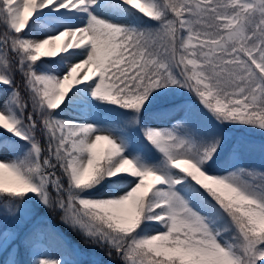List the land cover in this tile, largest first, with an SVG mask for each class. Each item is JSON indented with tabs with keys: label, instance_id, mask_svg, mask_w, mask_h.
I'll list each match as a JSON object with an SVG mask.
<instances>
[{
	"label": "snow or ice",
	"instance_id": "snow-or-ice-1",
	"mask_svg": "<svg viewBox=\"0 0 264 264\" xmlns=\"http://www.w3.org/2000/svg\"><path fill=\"white\" fill-rule=\"evenodd\" d=\"M257 135L264 0H0V264H264Z\"/></svg>",
	"mask_w": 264,
	"mask_h": 264
},
{
	"label": "rangeland",
	"instance_id": "rangeland-1",
	"mask_svg": "<svg viewBox=\"0 0 264 264\" xmlns=\"http://www.w3.org/2000/svg\"><path fill=\"white\" fill-rule=\"evenodd\" d=\"M91 77L94 78V72H92ZM252 139L256 142L257 145H259V143L262 140H264V137L257 135V136H253ZM106 147L107 146L105 144L101 143V145L98 146V151H102ZM243 164L247 167H255L256 169L259 170L261 168H264V156H262L261 153L257 150L256 152H254L250 155H246L243 159ZM44 215L45 214L43 212V208H40L38 210L37 216L43 217ZM57 219H60V214H57ZM46 222H48V221H46ZM52 226H54V225H52ZM69 230L71 232L70 233L71 237H75L76 235H79L77 233H74L70 228H69ZM75 246L76 247L73 248V250L75 252L72 250L70 253H68L69 249L66 253H65V251L63 252L66 259H78V260L82 261V264H92L93 260L98 259V260L103 261V264H109L108 258L102 257V255H101V254H103L102 252H101V254L97 253L94 250L90 249V247L86 246L85 244L83 245V247H79L76 244H75ZM77 249L79 250V254L76 253ZM87 257H89L90 259L88 260ZM19 259H21L22 261H27L28 260V254L22 252ZM114 262L117 263L116 261H113L112 264H115Z\"/></svg>",
	"mask_w": 264,
	"mask_h": 264
},
{
	"label": "trees",
	"instance_id": "trees-1",
	"mask_svg": "<svg viewBox=\"0 0 264 264\" xmlns=\"http://www.w3.org/2000/svg\"><path fill=\"white\" fill-rule=\"evenodd\" d=\"M19 77H17V81L19 82ZM58 223L59 224H61V222H60V219H58ZM62 226H63V228L65 229V230H69V228L68 227H66L65 225H63V224H61ZM82 236L81 235H76L75 236V240H76V242L78 243V245H84L85 244V242H84V240L81 238ZM91 249L93 250L94 249V251L95 252H97V253H100L101 254V251L98 249V248H94V247H91ZM102 255V257L103 258H105V256H104V254H101ZM115 263V262H114ZM115 264H117V263H115Z\"/></svg>",
	"mask_w": 264,
	"mask_h": 264
},
{
	"label": "bare ground",
	"instance_id": "bare-ground-1",
	"mask_svg": "<svg viewBox=\"0 0 264 264\" xmlns=\"http://www.w3.org/2000/svg\"><path fill=\"white\" fill-rule=\"evenodd\" d=\"M83 74V72H81V75ZM89 76H92V71H89Z\"/></svg>",
	"mask_w": 264,
	"mask_h": 264
}]
</instances>
